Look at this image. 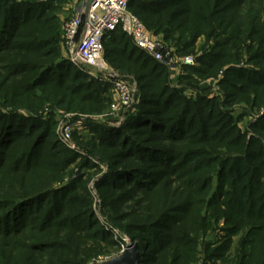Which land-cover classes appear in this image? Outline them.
I'll return each instance as SVG.
<instances>
[{"label":"trees","instance_id":"obj_1","mask_svg":"<svg viewBox=\"0 0 264 264\" xmlns=\"http://www.w3.org/2000/svg\"><path fill=\"white\" fill-rule=\"evenodd\" d=\"M54 1L0 0V264H84L87 242L119 244L78 177L52 186L71 157L53 117L43 121L38 111L45 104L83 111L109 88L57 58ZM129 10L179 54L192 53L201 35L204 46L213 42L197 66L182 67L188 74H216L244 52L252 65L225 68L221 102L203 91L191 100L169 85L166 65L120 29L110 33L104 58L135 71L141 93L117 130L85 120L101 145L115 148L95 181L107 192L102 201L136 203L107 223L138 239L140 264H189L201 233L223 220L222 242L203 245L205 264H264V114L247 139L224 109L264 104V0H132ZM171 183L173 198L161 191Z\"/></svg>","mask_w":264,"mask_h":264},{"label":"rangeland","instance_id":"obj_2","mask_svg":"<svg viewBox=\"0 0 264 264\" xmlns=\"http://www.w3.org/2000/svg\"><path fill=\"white\" fill-rule=\"evenodd\" d=\"M13 2L21 1H32L36 3H46L48 0H9ZM88 0H59L54 1V10L50 12L56 17L57 32L55 38V48L58 54L57 58L64 59L65 57V48L63 44V26L66 20L70 17L75 7L79 6L82 3H86ZM131 11V10H130ZM132 12V11H131ZM134 13V12H133ZM135 14V13H134ZM138 19L143 23L145 30L151 35V37L159 41L164 49V52L169 51L173 60L181 59L185 56H191L196 59L195 65H182L178 64L174 67L167 66V74L169 85L173 88L180 89L183 95L189 99H195V97L200 92H205V95L209 98H217L220 102L224 99L223 90L220 86V81L224 77V70L229 66H251L252 64L247 63V54L244 52L242 56L239 57V60L236 63H228L226 66L219 69L216 74L207 75L199 77L198 75L191 73L188 74L184 70L183 66H197V59L201 53L208 52L211 48L212 41L204 46V43L207 42L205 35H201L195 43L194 51L188 54H179L176 52V47L172 44L170 45L168 41L163 38L162 33H155L149 29L144 21L135 14ZM107 63V72L111 75H117L119 78L124 79L129 83L133 91V101L132 104L126 108L121 109L119 116L110 117L107 115L111 105L117 101V94L112 84L107 82L103 78H100L99 75L89 76L98 81L107 83L109 85L108 92L104 94L103 99L99 102L88 103L85 105L84 110H66L62 107H53L50 104H45L38 111V116L46 121L49 117H53L56 126L55 132L57 139L61 142V146L69 152L71 160L65 166L63 175L61 179H58L52 183L53 188L58 189L64 187L71 179L76 177L79 178L80 187L81 185L85 189H79L80 193L82 190H88V199L86 201L92 207L95 217L99 219L103 225L111 232L113 239L119 241V244H108V242H87L82 246L83 252L79 251L83 257H85L84 264H94L98 262H104L111 260L120 256L128 243H137L139 245L138 239L131 242L130 236L125 232H122L118 228L112 227L107 223L109 217L114 215L116 212H129L131 206H135V202H125L119 206L117 203H107L102 201V196L107 194L106 190L99 191L95 188V181L108 170V164L110 161V156L115 151L113 146H104L99 142V132L92 131L89 126L85 123V120H90L100 125H105L112 127L114 130L121 127L129 115L134 114L137 110L139 101H140V82L137 78V73L135 71L131 72L127 70V64H123V67H118L117 65L106 61ZM97 73V72H95ZM189 78L181 82L180 79L184 76ZM230 115L235 118L237 126L242 133H245L246 138L248 139L252 134L250 125L256 122V120L264 114V104L258 107H251L250 104L241 102L229 106H225ZM65 133H69L66 138ZM264 142V138L262 139ZM92 144H95L92 146ZM177 183H171L168 186H165L161 191L164 194L169 195L171 198L175 197ZM161 188V187H160ZM160 189L156 191L157 197L160 196ZM78 192V189L76 190ZM102 192V194L100 193ZM160 192V193H159ZM81 197V196H80ZM141 196H136L135 201L140 199ZM132 203V204H131ZM158 205V204H157ZM161 205V203H160ZM115 206V207H114ZM159 207V206H158ZM141 210H138L134 218H142L139 213ZM144 215H146L144 213ZM121 223L125 224L126 221L123 220ZM223 220L218 224H215L210 231L202 232L199 237V245L197 247L196 260L192 261L189 264H205L207 259L205 257V252L203 249L204 243L210 242L212 246H217L223 240ZM215 228V229H214ZM238 239V236H233L232 240L235 242ZM233 246V245H232ZM18 261H12L10 264H22L17 263ZM9 264V263H6ZM212 264V263H210ZM215 264H220L219 260Z\"/></svg>","mask_w":264,"mask_h":264},{"label":"built area","instance_id":"obj_3","mask_svg":"<svg viewBox=\"0 0 264 264\" xmlns=\"http://www.w3.org/2000/svg\"><path fill=\"white\" fill-rule=\"evenodd\" d=\"M132 0H93L75 7L63 26L65 59L112 84L117 101L107 115L119 116L121 109L132 104L133 91L127 81L107 72L104 58V41L111 32L120 29L129 36L136 47L155 60L174 67L178 64L195 65L196 59L185 56L173 60L169 51L164 52L161 43L151 37L143 23L129 10ZM97 72V73H95ZM69 133H65L66 138Z\"/></svg>","mask_w":264,"mask_h":264},{"label":"water","instance_id":"obj_4","mask_svg":"<svg viewBox=\"0 0 264 264\" xmlns=\"http://www.w3.org/2000/svg\"><path fill=\"white\" fill-rule=\"evenodd\" d=\"M93 0H88L92 2ZM94 264H140V249L137 243H128L124 252L111 260Z\"/></svg>","mask_w":264,"mask_h":264}]
</instances>
